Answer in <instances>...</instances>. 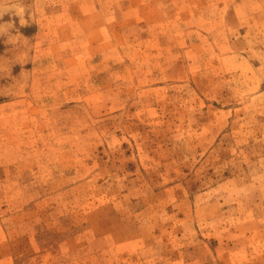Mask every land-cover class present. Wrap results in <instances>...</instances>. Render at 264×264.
Returning a JSON list of instances; mask_svg holds the SVG:
<instances>
[{"label": "rangeland", "instance_id": "374dc122", "mask_svg": "<svg viewBox=\"0 0 264 264\" xmlns=\"http://www.w3.org/2000/svg\"><path fill=\"white\" fill-rule=\"evenodd\" d=\"M263 233L264 0H0V264H264Z\"/></svg>", "mask_w": 264, "mask_h": 264}, {"label": "crops", "instance_id": "0c3cea01", "mask_svg": "<svg viewBox=\"0 0 264 264\" xmlns=\"http://www.w3.org/2000/svg\"><path fill=\"white\" fill-rule=\"evenodd\" d=\"M262 239H263V245H262L261 253H262V256H264V233H263V237H262ZM220 246L222 247V244H221V243H219V246L217 245V247H216V250H215V254H216V256H215V257H216L217 259H219V260H223L225 254H223V253L221 252V250H220ZM186 261H187V260H186ZM196 261H198L199 264H201V261H200L199 259H193L191 262H190V261H187V263H185V264H196V263H197Z\"/></svg>", "mask_w": 264, "mask_h": 264}]
</instances>
